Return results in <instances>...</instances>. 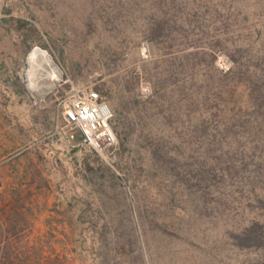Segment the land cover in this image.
Listing matches in <instances>:
<instances>
[{
	"label": "rangeland",
	"instance_id": "rangeland-1",
	"mask_svg": "<svg viewBox=\"0 0 264 264\" xmlns=\"http://www.w3.org/2000/svg\"><path fill=\"white\" fill-rule=\"evenodd\" d=\"M33 47L61 73L44 95L23 77ZM215 73L224 107L187 104ZM253 75L264 81V0H0V264L14 249L17 264H246L249 203L262 194L216 159L264 139ZM83 88L113 114L110 159L58 108ZM221 109L231 132L206 146L200 127Z\"/></svg>",
	"mask_w": 264,
	"mask_h": 264
},
{
	"label": "trees",
	"instance_id": "trees-1",
	"mask_svg": "<svg viewBox=\"0 0 264 264\" xmlns=\"http://www.w3.org/2000/svg\"><path fill=\"white\" fill-rule=\"evenodd\" d=\"M261 78L262 77H259V75H253L252 79V83H256L257 90L260 88V94L261 88H264V81H262ZM213 81L214 82L211 85L209 83L207 86H202L203 83L195 82L193 84V91L191 94L185 95L186 97H184L186 103L189 105L193 104L198 107H206L210 101V97H212L216 99V101L222 103L224 107L226 103L225 97L228 94L224 76L220 75V73H215ZM250 90L251 86L249 85L248 91ZM221 94L224 95V98L222 99L219 98ZM262 95L264 96V91ZM233 97V93L230 91L229 98ZM251 98L252 97H250V99ZM250 99L248 98L247 101L245 100L244 105L241 103L240 109L243 110L247 108L248 110L251 103ZM235 103H238L237 100H235ZM218 113H220L219 117ZM214 114H216L219 119L215 128L209 130L206 126H201L199 130V134L204 139L206 146H211V143L213 142L208 141L209 137H212L215 140L216 138H220L222 135L226 134L228 131L231 132V128L227 125V115L224 114V110L221 109L219 112L215 111L212 115L214 116ZM117 124L120 125L119 123ZM118 125L116 126L118 127ZM117 134L121 135V131L119 129H117ZM229 147H226L227 152H224V154H226L223 155L224 158L216 159V161H220L221 165H225L223 167L229 171H243L246 178V184L251 187V191L258 189L262 194L260 198H257V195H254V202L249 203L250 209L246 218L248 223H246V227H244V232L247 236L245 242L247 254L250 253L253 256L245 263L264 264V139L245 141L238 139L232 142ZM204 167L205 166H201L199 168V176H197V178L199 179V182L204 183V185H208L209 179L214 178V174L212 168L207 169ZM214 169L216 170V168ZM10 248H13V246H10ZM18 253L19 252L14 249V252H6L4 255H6V259H8L10 264H17V257L19 256ZM143 261L144 260L142 259L141 262Z\"/></svg>",
	"mask_w": 264,
	"mask_h": 264
},
{
	"label": "built area",
	"instance_id": "built-area-1",
	"mask_svg": "<svg viewBox=\"0 0 264 264\" xmlns=\"http://www.w3.org/2000/svg\"><path fill=\"white\" fill-rule=\"evenodd\" d=\"M221 70L226 71L224 62ZM63 120L74 125L84 143L98 154L110 159L117 146L116 135L111 126L113 114L105 99L92 88L73 89L58 106Z\"/></svg>",
	"mask_w": 264,
	"mask_h": 264
},
{
	"label": "bare ground",
	"instance_id": "bare-ground-1",
	"mask_svg": "<svg viewBox=\"0 0 264 264\" xmlns=\"http://www.w3.org/2000/svg\"><path fill=\"white\" fill-rule=\"evenodd\" d=\"M29 92L44 95L60 80L61 73L50 54L39 47H33L26 57L24 76ZM40 83H43L40 89Z\"/></svg>",
	"mask_w": 264,
	"mask_h": 264
}]
</instances>
